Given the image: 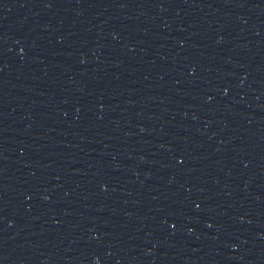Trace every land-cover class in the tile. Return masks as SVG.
I'll return each instance as SVG.
<instances>
[{
	"label": "water",
	"instance_id": "95a60500",
	"mask_svg": "<svg viewBox=\"0 0 264 264\" xmlns=\"http://www.w3.org/2000/svg\"><path fill=\"white\" fill-rule=\"evenodd\" d=\"M0 264H264V0H0Z\"/></svg>",
	"mask_w": 264,
	"mask_h": 264
}]
</instances>
